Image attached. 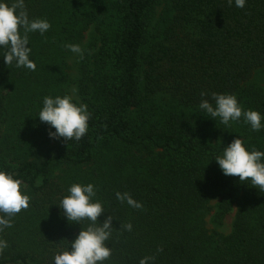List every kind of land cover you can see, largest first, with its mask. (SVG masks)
Returning <instances> with one entry per match:
<instances>
[{
    "label": "trees",
    "instance_id": "trees-1",
    "mask_svg": "<svg viewBox=\"0 0 264 264\" xmlns=\"http://www.w3.org/2000/svg\"><path fill=\"white\" fill-rule=\"evenodd\" d=\"M24 3L30 20L51 27L28 34L35 71L7 66L0 48V171L21 180L30 197L0 231L8 244L0 264H54L71 251L90 223L68 221L59 207L73 184L96 189L93 202L105 210L98 223L113 217L105 242L112 255L102 264L153 256L147 264H264V191L225 176L215 160L236 138L264 152V87L253 83L264 69V0L244 8L235 0H166L160 12V0ZM89 29L83 59L71 62L64 45ZM71 86L91 116L86 135L65 142L50 138L55 129L38 115L44 97L71 95ZM212 92L259 112L261 130L243 117L225 126L208 116L199 104L215 107ZM116 192L143 207L121 203ZM213 201L216 230L235 208L226 235L206 226ZM127 223L131 231L120 228Z\"/></svg>",
    "mask_w": 264,
    "mask_h": 264
},
{
    "label": "clouds",
    "instance_id": "clouds-1",
    "mask_svg": "<svg viewBox=\"0 0 264 264\" xmlns=\"http://www.w3.org/2000/svg\"><path fill=\"white\" fill-rule=\"evenodd\" d=\"M232 3L233 0H227L228 6H232ZM245 3L246 0H235V6L238 8H244ZM50 27L47 20L29 19L24 0H13L11 4L7 0H0V48L6 50L3 55L4 63L8 66L15 62L17 68L25 67L35 71L36 64L29 59L31 49L28 47V34L38 31L43 35ZM64 47L83 59L84 50L80 45L65 44ZM77 91V88L73 87L72 95L44 97L38 116L41 122L55 129V132L48 133L50 138L62 137L65 142L80 141L88 132L91 113L88 112L86 104L74 102ZM200 95L204 97L208 93L202 91ZM211 100L215 102V107L208 99H202L199 104V108L211 118L219 117L222 124L230 126V121H239L243 117L253 131L261 130V114L253 110L243 111L234 94L212 92ZM215 160L225 176H237L241 182L250 180L253 187L264 191V152L255 149L248 151L244 142L236 138L224 148L223 155ZM21 186V180L0 171V213H3V216H0V231L12 227L11 218L29 208L30 197L22 194ZM68 192L69 195L62 198L59 205L67 220L77 223L87 220L90 223L71 242V251L66 250L54 256V264H102L112 255L105 242L109 240L113 230V217L109 215L102 224L98 223V217L103 215L105 210L100 202H93L96 189L92 184H73ZM115 195L118 201H126L134 209L143 207L128 192H116ZM120 228L131 231L132 225L122 224ZM7 246V241L0 240V253ZM154 259V256L144 257L139 264H147Z\"/></svg>",
    "mask_w": 264,
    "mask_h": 264
},
{
    "label": "rangeland",
    "instance_id": "rangeland-1",
    "mask_svg": "<svg viewBox=\"0 0 264 264\" xmlns=\"http://www.w3.org/2000/svg\"><path fill=\"white\" fill-rule=\"evenodd\" d=\"M166 3V0H160V7H158V12H160L164 6V4ZM93 29H89L87 32H85L81 38V40L77 43L78 45L81 46L82 49H85L91 42V38L94 37L93 35ZM75 56H77L76 54H74L73 57H71V62H73V60L75 59ZM67 73L71 76H74L75 74V66L73 68V70H69L67 71ZM253 83H255L256 85H258L259 87H264V69L258 71L253 79ZM74 86H71V89ZM72 95V92H71ZM58 171H56L57 174ZM218 201H213L211 202L210 206L213 209L212 212L210 213L209 217L206 219V226L209 230H214V231H218L222 234H228L231 230V224L234 218V214H235V208L232 209V211L230 212V214L228 216H226V218L224 219L223 222V226L221 228H219L218 230H216L215 226L212 224L211 221V216L213 215V213L215 212L216 209V205H217Z\"/></svg>",
    "mask_w": 264,
    "mask_h": 264
}]
</instances>
